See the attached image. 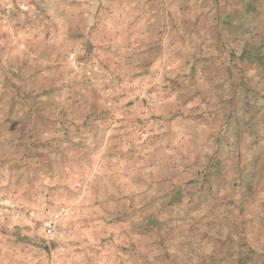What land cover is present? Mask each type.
Returning a JSON list of instances; mask_svg holds the SVG:
<instances>
[{"label": "rangeland", "instance_id": "1", "mask_svg": "<svg viewBox=\"0 0 264 264\" xmlns=\"http://www.w3.org/2000/svg\"><path fill=\"white\" fill-rule=\"evenodd\" d=\"M55 263L264 264V0H0V264Z\"/></svg>", "mask_w": 264, "mask_h": 264}, {"label": "built area", "instance_id": "2", "mask_svg": "<svg viewBox=\"0 0 264 264\" xmlns=\"http://www.w3.org/2000/svg\"><path fill=\"white\" fill-rule=\"evenodd\" d=\"M10 208H14V205H10L9 206ZM58 218V215H55L54 216V219H57ZM46 227H47V230L49 231V232H51V234H59L60 236H63V235H61L60 233H58V230H57V227H56V225H55V223H54V221L53 220H51L50 222H48L47 224H46Z\"/></svg>", "mask_w": 264, "mask_h": 264}, {"label": "crops", "instance_id": "3", "mask_svg": "<svg viewBox=\"0 0 264 264\" xmlns=\"http://www.w3.org/2000/svg\"><path fill=\"white\" fill-rule=\"evenodd\" d=\"M70 257V255H68V254H65V257L62 259V261H65V259H67L68 261L69 260H71V258H69ZM52 259V258H51ZM56 264V263H55ZM58 264H60V263H58Z\"/></svg>", "mask_w": 264, "mask_h": 264}]
</instances>
